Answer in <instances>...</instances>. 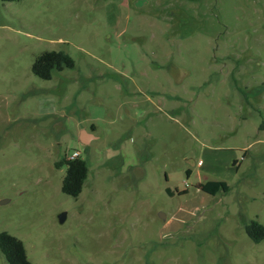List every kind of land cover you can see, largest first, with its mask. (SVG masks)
Returning a JSON list of instances; mask_svg holds the SVG:
<instances>
[{
    "label": "rangeland",
    "instance_id": "374dc122",
    "mask_svg": "<svg viewBox=\"0 0 264 264\" xmlns=\"http://www.w3.org/2000/svg\"><path fill=\"white\" fill-rule=\"evenodd\" d=\"M47 51L74 68L35 76ZM73 152L78 197L56 167ZM209 181L228 192L198 189ZM251 221L264 225V0L0 1V232L31 263L264 264Z\"/></svg>",
    "mask_w": 264,
    "mask_h": 264
},
{
    "label": "trees",
    "instance_id": "16d2710c",
    "mask_svg": "<svg viewBox=\"0 0 264 264\" xmlns=\"http://www.w3.org/2000/svg\"><path fill=\"white\" fill-rule=\"evenodd\" d=\"M0 1L14 2L19 0ZM73 68L74 62L65 52L47 51L35 59L32 65V73L40 79L50 80L54 72ZM62 165H66V174L62 180L61 191L66 195L78 197L88 175L87 163L78 157L72 160H62L56 164V167ZM187 173L189 174V171ZM198 189L203 193L215 196L220 192H228L229 187L223 181H209L198 184ZM183 192L185 193V191ZM244 231L254 243L264 240V225L251 221L244 225ZM0 254L7 264H33L27 259L23 243L7 232H0Z\"/></svg>",
    "mask_w": 264,
    "mask_h": 264
},
{
    "label": "built area",
    "instance_id": "2783aa9c",
    "mask_svg": "<svg viewBox=\"0 0 264 264\" xmlns=\"http://www.w3.org/2000/svg\"><path fill=\"white\" fill-rule=\"evenodd\" d=\"M80 155L78 152H73L70 157H69V160H72V159H75V158H78Z\"/></svg>",
    "mask_w": 264,
    "mask_h": 264
},
{
    "label": "bare ground",
    "instance_id": "6f19581e",
    "mask_svg": "<svg viewBox=\"0 0 264 264\" xmlns=\"http://www.w3.org/2000/svg\"><path fill=\"white\" fill-rule=\"evenodd\" d=\"M82 139H83L85 142H87V141H89L90 136L87 135V134H85V133H83V134H82Z\"/></svg>",
    "mask_w": 264,
    "mask_h": 264
},
{
    "label": "water",
    "instance_id": "95a60500",
    "mask_svg": "<svg viewBox=\"0 0 264 264\" xmlns=\"http://www.w3.org/2000/svg\"><path fill=\"white\" fill-rule=\"evenodd\" d=\"M5 201H2L1 203H4ZM60 221L63 222L64 221V214L60 217Z\"/></svg>",
    "mask_w": 264,
    "mask_h": 264
}]
</instances>
